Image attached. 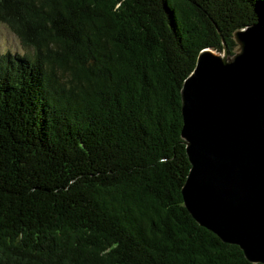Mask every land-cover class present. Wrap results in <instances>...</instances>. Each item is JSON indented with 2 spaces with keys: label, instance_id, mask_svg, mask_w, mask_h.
I'll return each instance as SVG.
<instances>
[{
  "label": "trees",
  "instance_id": "1",
  "mask_svg": "<svg viewBox=\"0 0 264 264\" xmlns=\"http://www.w3.org/2000/svg\"><path fill=\"white\" fill-rule=\"evenodd\" d=\"M0 264H253L183 204L180 90L264 0H0Z\"/></svg>",
  "mask_w": 264,
  "mask_h": 264
},
{
  "label": "water",
  "instance_id": "2",
  "mask_svg": "<svg viewBox=\"0 0 264 264\" xmlns=\"http://www.w3.org/2000/svg\"><path fill=\"white\" fill-rule=\"evenodd\" d=\"M203 49L181 90L190 164L181 188L193 220L264 264V30L233 34L229 54Z\"/></svg>",
  "mask_w": 264,
  "mask_h": 264
},
{
  "label": "rangeland",
  "instance_id": "3",
  "mask_svg": "<svg viewBox=\"0 0 264 264\" xmlns=\"http://www.w3.org/2000/svg\"><path fill=\"white\" fill-rule=\"evenodd\" d=\"M5 51L20 53L22 48L16 36L5 25L0 23V53Z\"/></svg>",
  "mask_w": 264,
  "mask_h": 264
}]
</instances>
